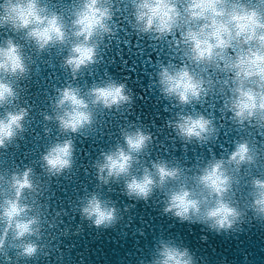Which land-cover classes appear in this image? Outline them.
<instances>
[{
	"label": "clouds",
	"instance_id": "obj_1",
	"mask_svg": "<svg viewBox=\"0 0 264 264\" xmlns=\"http://www.w3.org/2000/svg\"><path fill=\"white\" fill-rule=\"evenodd\" d=\"M124 23L126 34L167 49L165 59L148 61V90L166 102L164 127L174 141L185 150L207 148L208 155L191 167L174 157L153 159L156 137L139 117L125 120L114 143L90 164L94 186H85L69 206L71 219L79 218L73 228L65 224L68 210L51 207L47 193L53 180L76 174L77 137L94 135L105 114L123 116L133 109L137 93L128 77L116 78L107 69L97 75L104 49ZM0 33L5 264L62 260L61 242L53 243L62 225L64 239L82 235L85 226L115 229L129 208L107 195L113 186L133 206L155 204L175 224L199 226L202 244L207 234L236 235L253 222L264 227V0H0ZM45 56L49 66L53 57L59 61L66 79L52 85L48 107L38 113L43 150L37 159L17 163L10 151L35 119L24 83ZM223 121L244 135L217 155L209 145L217 144ZM65 247L71 251L75 245ZM153 249L147 264H208L177 237L161 238Z\"/></svg>",
	"mask_w": 264,
	"mask_h": 264
},
{
	"label": "water",
	"instance_id": "obj_2",
	"mask_svg": "<svg viewBox=\"0 0 264 264\" xmlns=\"http://www.w3.org/2000/svg\"><path fill=\"white\" fill-rule=\"evenodd\" d=\"M118 2L123 3L124 0H118ZM123 29L118 32V39L113 40L104 49V63L98 68L97 75L102 76L107 69L116 78L128 77L129 87L137 93L133 109L123 116L105 114L99 118L100 123L94 135L87 139L77 137L79 151L76 174L53 180L47 193L51 207L57 209L63 207L68 210L69 215L64 218L65 224L71 222L73 228L76 223H79V218L71 219L73 214L69 206L81 194L85 186L89 189L94 186L95 181L90 172V164L101 149L107 150V147L114 143L118 135V127L125 120L136 121L139 117V122L146 125L156 137V144L151 154L153 159L157 156L174 157L182 165L191 167L198 162L199 158H207L208 155L207 148L188 146L185 150L178 141H174L170 130L164 127V121L169 117V113L163 111L166 102L158 99L159 94L155 89L148 90V74L153 70L148 61L155 62L157 55L165 59L167 49H161L147 40H138L134 33L126 34L130 32L126 23L123 24ZM2 35L0 33V36ZM48 59L47 56L38 59L34 69L35 75L24 83V87L28 90L26 98L33 105L35 119L29 134L17 148L10 151L11 158L17 163L21 160L25 163L35 160L43 150L46 140L42 131V118L38 113L48 107L52 85L59 86L66 79L59 67V61L53 57L49 66ZM124 61L127 64H124ZM128 69H134V71ZM222 123L224 127L221 129L217 144L209 145L217 155L223 148L230 149L233 139L244 135L233 129L227 121ZM37 134L39 139H36ZM107 195L121 209L129 208L128 212L123 213L125 219L121 220L115 229L106 232H97L85 226L82 235L71 239H64L62 225L61 230L54 233L53 243L61 242L63 259L56 260L55 264H80L81 259L84 264H136L141 258L147 264V260L154 254L153 245L158 244L161 238L167 240L172 237H177L178 242L179 239L182 240L198 255L206 257L208 264H264V227L255 222L245 225L242 232L236 235L207 234V243L202 244L200 237L205 233L201 232L199 226L175 224L162 217L159 207L155 204L146 205L138 202L133 206L132 201L121 195L119 186H113L112 193ZM141 232L143 235L139 234ZM70 245L75 247L68 251L65 246ZM0 264H5L2 258H0ZM37 264H54V259L41 258Z\"/></svg>",
	"mask_w": 264,
	"mask_h": 264
}]
</instances>
